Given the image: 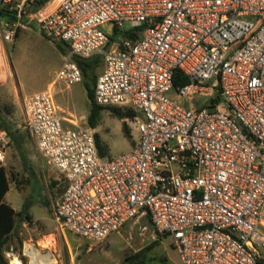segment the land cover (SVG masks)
<instances>
[{
  "label": "built area",
  "instance_id": "built-area-1",
  "mask_svg": "<svg viewBox=\"0 0 264 264\" xmlns=\"http://www.w3.org/2000/svg\"><path fill=\"white\" fill-rule=\"evenodd\" d=\"M10 11L5 42L26 19L69 48L49 90L23 100L24 127L65 184L58 228L98 242L149 219L181 264H261L264 0H16ZM97 56L95 103L136 113L125 120L138 142L115 159L100 154L98 129L65 116L52 94L55 83L83 81L75 59ZM177 71L190 82L175 89ZM12 145L0 120L7 175Z\"/></svg>",
  "mask_w": 264,
  "mask_h": 264
},
{
  "label": "rangeland",
  "instance_id": "rangeland-1",
  "mask_svg": "<svg viewBox=\"0 0 264 264\" xmlns=\"http://www.w3.org/2000/svg\"><path fill=\"white\" fill-rule=\"evenodd\" d=\"M15 1L6 4L5 0H0V11L6 9L12 13L10 9L15 7ZM6 21L0 14V120L10 129L14 139L7 159L10 191L5 200L17 213L23 212L27 204L31 205L30 219L17 216L15 232L5 245L9 264L14 258L31 264L30 252L44 259L51 258L53 264H124L128 258L152 245L156 246L147 253V264H181L172 238L158 235L149 219H136L98 242H88L58 228L53 208L65 184L50 162L40 155L25 129L23 100L49 90L69 48L64 42L50 39L37 24L26 19L21 22L15 42H5ZM97 58L101 61L95 70L98 79L104 74L105 64L102 56ZM95 86L92 78H83L81 83L70 87L55 83L52 94L65 116L89 127L91 101L88 92ZM124 125L128 135L123 132ZM97 129L106 149L105 156L112 159L130 152L138 142L136 126L120 120L108 109L102 112ZM260 256L264 264V252Z\"/></svg>",
  "mask_w": 264,
  "mask_h": 264
},
{
  "label": "trees",
  "instance_id": "trees-1",
  "mask_svg": "<svg viewBox=\"0 0 264 264\" xmlns=\"http://www.w3.org/2000/svg\"><path fill=\"white\" fill-rule=\"evenodd\" d=\"M0 14L7 21H13L15 19V13L13 12L10 13L6 9L1 10ZM136 36L138 37V33L136 32H130L125 34V37L127 38H132ZM75 60L77 61L78 65L80 66L83 72V77L85 79L92 78L94 83H96L97 76L95 75V70L97 67L100 66V62H101L100 58L94 57L89 60H80V59H75ZM189 82L190 80L188 79V77L184 75L181 71H177L175 73V77H174L175 89H177L180 86H184ZM88 96L91 101V111L88 117V123L89 126L92 128H97L100 125L102 112L107 109L110 110L120 120L133 119L136 116V113L131 109L104 108L98 106L94 101V90H89ZM1 125L3 128L9 131V133L12 135L13 138V134L10 131V129L6 126V124L1 122ZM123 132L125 135H128V130L126 128V125H124ZM97 145L100 154L102 156H105L106 149H104L99 136H97ZM9 191H10V180L6 173V169H0V264H9V261L5 255V245L9 240L10 236L15 232L17 216L24 215L26 219H30V216L28 215V211L30 210L31 205L27 204L23 212L17 213L14 210V208L10 204H8L5 200L6 195ZM155 246L156 245H152L146 249L139 251L134 256L128 258V260L124 264H147L145 260L147 253L150 252ZM261 264H263L262 261Z\"/></svg>",
  "mask_w": 264,
  "mask_h": 264
},
{
  "label": "bare ground",
  "instance_id": "bare-ground-1",
  "mask_svg": "<svg viewBox=\"0 0 264 264\" xmlns=\"http://www.w3.org/2000/svg\"><path fill=\"white\" fill-rule=\"evenodd\" d=\"M30 256L32 257L31 264H53L51 258H42L38 253L30 252ZM12 264H23L19 259L14 258Z\"/></svg>",
  "mask_w": 264,
  "mask_h": 264
},
{
  "label": "crops",
  "instance_id": "crops-1",
  "mask_svg": "<svg viewBox=\"0 0 264 264\" xmlns=\"http://www.w3.org/2000/svg\"><path fill=\"white\" fill-rule=\"evenodd\" d=\"M60 108V107H59ZM61 109V108H60Z\"/></svg>",
  "mask_w": 264,
  "mask_h": 264
}]
</instances>
